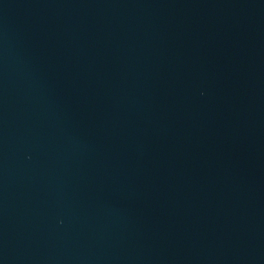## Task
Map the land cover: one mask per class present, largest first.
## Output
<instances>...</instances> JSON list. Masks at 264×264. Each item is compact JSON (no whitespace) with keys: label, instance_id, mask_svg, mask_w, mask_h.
<instances>
[{"label":"water","instance_id":"obj_1","mask_svg":"<svg viewBox=\"0 0 264 264\" xmlns=\"http://www.w3.org/2000/svg\"><path fill=\"white\" fill-rule=\"evenodd\" d=\"M0 264H264V0H0Z\"/></svg>","mask_w":264,"mask_h":264}]
</instances>
